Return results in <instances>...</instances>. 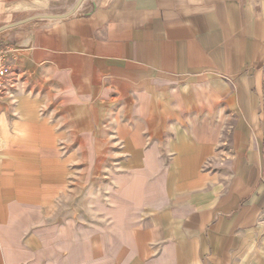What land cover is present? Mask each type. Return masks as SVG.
<instances>
[{
  "label": "crops",
  "instance_id": "crops-1",
  "mask_svg": "<svg viewBox=\"0 0 264 264\" xmlns=\"http://www.w3.org/2000/svg\"><path fill=\"white\" fill-rule=\"evenodd\" d=\"M0 44V264H264V0H0Z\"/></svg>",
  "mask_w": 264,
  "mask_h": 264
},
{
  "label": "rangeland",
  "instance_id": "rangeland-1",
  "mask_svg": "<svg viewBox=\"0 0 264 264\" xmlns=\"http://www.w3.org/2000/svg\"><path fill=\"white\" fill-rule=\"evenodd\" d=\"M11 47L14 49L13 46ZM116 169L117 164L113 157L92 156V171L86 175L87 184L81 189V196H87L88 183H92V212H134L137 210L135 209L136 204L121 203L119 188L115 187V183L117 184L115 180L119 175Z\"/></svg>",
  "mask_w": 264,
  "mask_h": 264
},
{
  "label": "built area",
  "instance_id": "built-area-1",
  "mask_svg": "<svg viewBox=\"0 0 264 264\" xmlns=\"http://www.w3.org/2000/svg\"><path fill=\"white\" fill-rule=\"evenodd\" d=\"M12 52H14V49H12L11 46L0 44V86L7 81L10 75V67L7 63V58Z\"/></svg>",
  "mask_w": 264,
  "mask_h": 264
}]
</instances>
